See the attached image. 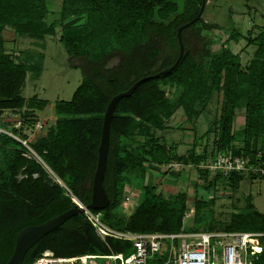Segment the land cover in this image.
Here are the masks:
<instances>
[{"label":"trees","instance_id":"16d2710c","mask_svg":"<svg viewBox=\"0 0 264 264\" xmlns=\"http://www.w3.org/2000/svg\"><path fill=\"white\" fill-rule=\"evenodd\" d=\"M180 2L181 6L177 0H62L59 19L47 22L45 0H0V115L4 110L21 112L23 127L16 134L27 140L23 131H30L38 121L35 111L48 105L35 95L27 99L21 96L27 72L39 77L44 54L20 51L14 56L5 49L3 31L42 41L57 36L60 29L59 42L83 73L71 99L54 102V124L44 135L27 141L61 183L54 181L40 162L26 157L28 150L20 142L0 134V264L9 260L20 230L39 225L73 206L68 191L83 204L90 203L106 107L112 97L127 91L135 81L174 64L179 53L177 29L195 19L202 4V0ZM202 14L181 31L183 55L176 67L168 74L141 82L115 105L103 179L110 203L101 210L102 222L114 230L176 233L182 229L186 193L167 198L157 193L156 185L145 183L150 170L175 163L191 165L206 189L225 180L235 192L245 176L210 174L203 164L227 151L251 161L260 154L264 162V149L258 146L264 135V25L254 34L237 28L229 17V26L223 29L205 23ZM207 30H222L223 37L218 40L207 36ZM240 40H245L246 46H255L246 68L232 49V44ZM213 45L219 48L214 51ZM116 57L121 60L106 68ZM165 86L175 88L171 97L165 93ZM218 102L219 114L203 134L194 135L186 154H178L176 143L168 144L158 135L170 128L167 121L177 110L183 112V123L190 124ZM241 109L243 124L235 129L236 112ZM8 125V121L0 122L1 127ZM132 178L139 196L125 218L123 195ZM245 202V208L231 213L221 231L264 233V213L255 209L249 197ZM205 206V200L194 199V227L186 230L213 231L209 225H201L204 220L200 212ZM260 243L262 252L252 264H264V237ZM46 250L61 257L128 254L131 243L114 238L101 240L85 216L77 214L33 245L22 264H31Z\"/></svg>","mask_w":264,"mask_h":264},{"label":"rangeland","instance_id":"374dc122","mask_svg":"<svg viewBox=\"0 0 264 264\" xmlns=\"http://www.w3.org/2000/svg\"><path fill=\"white\" fill-rule=\"evenodd\" d=\"M177 3L181 6L180 0H177ZM61 4L62 0H45V5L48 10L46 17L47 22L59 19ZM173 17L174 16L166 22L172 20ZM229 17H231L235 25L238 23L245 25L242 27H247V24L250 22L254 23L253 25L249 24V28L254 34H257L262 25H264V0L206 1L204 12L202 14V19L205 23L215 24L224 29L229 26ZM243 29L244 31H247L245 28ZM57 31V36H48L42 41H34L27 37L17 36L10 30H5L2 33L4 41L10 48H12H6V51L14 56H17L20 51H31V49L42 51L44 54L39 77L35 78L34 75L28 71L24 86L21 89V96L23 98L27 99L35 95L38 99L48 102V105L44 109L35 111V114L38 117V121L35 124L41 123L43 128L36 134V136L29 138V142L34 141L42 134L44 135L48 130V127L54 124L57 118L54 112V102L58 100L69 101L73 92L82 80L83 73L81 68L75 66L74 61L72 62L69 60L63 44L59 42L58 39L61 30L58 29ZM223 33L222 30H207L204 32L205 35H211L218 40L223 37ZM40 46H43V50L40 49ZM218 48V45H213L212 50L215 51ZM254 49V45L246 47L245 40H240L239 44L235 46L233 51L240 53L243 68L247 67ZM174 90L175 88L173 87H164V91L169 97H171ZM219 103L221 102L210 105L208 110H205V112L201 114L193 126L184 125V128H176V126L180 124L183 125V112L181 109L177 110L167 122L172 130L158 132V135L165 138L167 137L165 142L168 144L172 142L177 143L178 154H186L187 151L190 150L194 134L196 137L203 134L209 127L213 117L219 114ZM242 111L243 109L237 110L236 112L237 115H239V118L235 122V129H240L242 127ZM20 115V111L4 110L0 115V122L2 121L1 119L4 118L13 121L17 117H20ZM210 140L208 144L209 152L212 149ZM236 146L239 145L236 144ZM258 146L264 149V135L259 138ZM27 155H29V153ZM29 157L42 164L36 156L29 155ZM209 161L210 160L203 164V166L208 164ZM43 166L54 181L61 183L57 177L45 167V165ZM171 170L173 171L172 173L169 172ZM157 173L158 174H155V176H147L145 179L146 184L157 186V193H161L165 198L179 192L186 193L185 204L187 206V211L182 219L183 230L194 227L193 218L195 198L206 201V206L202 208L200 212V217L204 220L201 225L203 228H206L209 225V227L213 228V231H221V229L228 223L231 213L241 211L245 208V198L248 195L252 196V203H254L256 208L259 211L264 212V182L260 180H257L256 184L248 177H245L239 182L237 191L232 192L225 180H219L215 183L212 189H206L204 180L198 177L195 168L191 165L182 166L175 163L173 167L169 168V170L165 167L161 168ZM174 173H180V175L177 176V174ZM134 180L135 179L132 178L129 184H126L125 186L128 195L133 199V202L129 203L126 208L123 207L122 214L125 218H127L129 213L133 211L139 196V189Z\"/></svg>","mask_w":264,"mask_h":264},{"label":"built area","instance_id":"2783aa9c","mask_svg":"<svg viewBox=\"0 0 264 264\" xmlns=\"http://www.w3.org/2000/svg\"><path fill=\"white\" fill-rule=\"evenodd\" d=\"M8 122L9 125L6 128L0 126V134L20 142L26 147L30 156L37 157L28 146L27 141L42 130V124H35L30 131L25 129L23 132L27 134V140H23L16 134V131L23 127L20 117ZM24 155L29 157L27 154ZM173 165L169 164L167 167L171 168ZM202 167L207 169L210 174L219 173L222 176L237 174L264 179V162L260 161V154H257L255 161H251L247 157L233 155L227 151L217 154ZM67 195L72 205L82 211L81 214L85 216L101 240L114 238L130 242L131 251L128 254H84L61 257L46 250L37 256L31 264H252L263 249L260 239L264 237V233L256 232L188 231L183 229L176 233L117 231L102 222L101 210L87 208L69 191ZM131 202L133 199L125 190L122 208H126Z\"/></svg>","mask_w":264,"mask_h":264},{"label":"water","instance_id":"95a60500","mask_svg":"<svg viewBox=\"0 0 264 264\" xmlns=\"http://www.w3.org/2000/svg\"><path fill=\"white\" fill-rule=\"evenodd\" d=\"M204 6H205V1L202 0L199 13L196 16V18L182 25L181 27L177 29L176 36H177L178 45H179V53H178L177 59L174 62V64L168 69L162 70L154 75H149V76L143 77L135 81L127 91L115 95L109 101L106 107V110L103 114L101 136H100L98 152H97L96 169H95V172L92 178V184H91V199H90V203L86 205L87 208L91 210H103L110 203L109 198L106 194V191L103 187V179H104V172H105L106 163H107V153H108V148H109L110 123H111V119L114 114L116 103L118 102L120 98L131 95L134 89L141 82L147 79L157 78L163 74H168L176 67V65L178 64V62L180 61L183 55L181 31L185 29L186 27H188L190 24L194 23L197 19H199L200 15L203 12ZM120 60H121L120 57L113 58L111 61H109L106 68H110L116 65ZM81 212L82 211L79 208L73 205L68 211L63 212L39 225L27 226L24 229L20 230L15 237L13 252L9 260L6 262V264H22V260L26 252L33 245H35L42 237L50 233L52 230L58 228L60 225H62L66 220H68L72 216L81 214Z\"/></svg>","mask_w":264,"mask_h":264},{"label":"crops","instance_id":"0c3cea01","mask_svg":"<svg viewBox=\"0 0 264 264\" xmlns=\"http://www.w3.org/2000/svg\"><path fill=\"white\" fill-rule=\"evenodd\" d=\"M249 24H251V25H253L254 23H252V22H250V23H248L247 25V27H242V26H245V25H243V24H241V23H238L237 25H235L237 28H240V29H242L243 31H244V29L243 28H245V30H250V28H249ZM263 26V25H262ZM211 36V35H210ZM212 38H214V39H216L215 37H213L212 36ZM240 42V41H239ZM239 42L238 43H235V44H232V49L234 50V48H235V46H237V44H239ZM5 49L6 48H10L7 44H6V42H5ZM247 47V46H246ZM10 49H12V48H10ZM246 50V49H245ZM245 50H244V52H245ZM31 52H37V50L35 51L34 49L32 50L31 49ZM236 53V52H235ZM238 53V52H237ZM239 54V56H240V53H238ZM241 59V58H240ZM242 110V109H241ZM244 112L242 111V114H243ZM201 116V115H200ZM199 116V117H200ZM242 116V115H241ZM239 118V115H237V113H236V119H235V122L237 121V119ZM199 119V118H198ZM198 119H196V120H198ZM243 119H244V116H243ZM243 119H242V122H243ZM2 121H1V123L3 122V121H9L8 119H1ZM183 120H184V115H183ZM196 120H195V122H196ZM168 122V121H167ZM195 122H193V123H190V124H184L183 122V125L182 124H180L181 125V127L182 128H184V125H194V123ZM167 125H168V123H167ZM180 125H178V126H180ZM169 126V125H168ZM178 126H176V128H178ZM170 127V126H169ZM174 127V126H173ZM174 129V128H173ZM167 130H172V128L170 127L169 129H167ZM165 131V130H164ZM161 132H163V131H161ZM195 135V134H194ZM164 140H166L167 139V137L165 138V137H163V136H161ZM194 138V137H193ZM172 143H175V142H172ZM177 144V143H176ZM177 148H178V145H177ZM191 148V147H190ZM178 165H180V164H178ZM158 171H160V169L159 170H150L149 172H148V174H147V176H149V177H151V176H155V174H158L157 172ZM146 176V177H147ZM257 180H260V181H262V182H264V179H254V180H251V181H253V183H256L257 184ZM263 185H264V183H263ZM258 188H259V185H258ZM238 189V188H237ZM237 191V190H236ZM258 192H259V189H258ZM247 197H249L250 198V200H251V203H252V196L251 195H248ZM246 197V198H247ZM252 205L255 207V209L256 210H258L257 208H256V206L254 205V203H252ZM263 208H264V205H263ZM259 211V210H258ZM259 212H261V211H259ZM261 213H264V212H261Z\"/></svg>","mask_w":264,"mask_h":264}]
</instances>
